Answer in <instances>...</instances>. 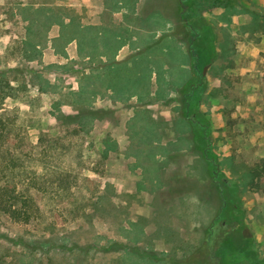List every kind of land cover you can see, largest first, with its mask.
Instances as JSON below:
<instances>
[{"label": "rangeland", "instance_id": "obj_1", "mask_svg": "<svg viewBox=\"0 0 264 264\" xmlns=\"http://www.w3.org/2000/svg\"><path fill=\"white\" fill-rule=\"evenodd\" d=\"M78 1L0 0V115L8 125L0 189L15 187L38 208L29 222L0 210V264H255L233 248L246 238L264 264V0H186L184 9V0H122L134 25H86L85 45L78 27L102 4H56ZM151 13L183 42L186 83L194 70L203 75L194 101L186 83L168 84L184 72L183 57L170 41L163 46L161 27L149 34ZM69 17L67 30L52 23ZM199 19L206 28L194 37L190 23L198 28ZM133 34L142 48L128 54L127 69L100 59ZM164 58L176 62L166 74ZM186 110L208 123L224 178L238 185V207L222 209L221 182L195 140L207 142ZM187 127L194 142L171 141ZM222 238L234 243L218 247Z\"/></svg>", "mask_w": 264, "mask_h": 264}, {"label": "trees", "instance_id": "obj_2", "mask_svg": "<svg viewBox=\"0 0 264 264\" xmlns=\"http://www.w3.org/2000/svg\"><path fill=\"white\" fill-rule=\"evenodd\" d=\"M197 3V2H196ZM184 6H182V8L184 9L186 4V0L183 1ZM205 2H200L194 5H198V7L203 8ZM190 18L188 19V22ZM204 21L203 19H199L200 22V27H196V25L194 23H190V25H193V36H197V37H201L202 34L205 31V25H204ZM203 75L194 70L193 73V78L191 79L190 82L186 83V86L184 87V91H185V96H191V100H192V95H196L199 91H201V86L203 84ZM2 92V89L0 90ZM183 91V92H184ZM4 96V94L0 93V98H2ZM189 98V100H190ZM194 101V99L192 100ZM191 101V102H192ZM190 102V103H191ZM186 106L189 105V101L185 100ZM185 115L186 117L191 121L192 125L194 126V132L196 134H198V138L199 139H203L207 142V145L205 144H200L196 141V145L198 146V148H200V150L202 151L204 158L206 160V162L208 163V167L210 170V173L212 175V177L221 182L219 185L221 187V194L223 196V204H222V209L223 207L227 206V204H232V206L238 207V203H237V190H238V185L232 181H230L228 178H224L225 175L224 173L221 171L220 169V164L219 161L217 160V158L215 157V155L212 152V136L210 134V127L208 125V123H206L205 121L202 120V118H192L188 116V112L187 110L185 111ZM8 128V125L5 121V119L0 115V141H2V139H4V137L6 136V129ZM15 163V161H14ZM259 166V165H257ZM259 175L260 173L257 172L256 168H253L251 170V185L253 188H259V182L255 181V177L256 175ZM224 178V179H223ZM227 192L229 193V196L227 197L226 194ZM31 196L29 195H22L20 192H17L15 187H9V186H3L0 189V210L2 212H4L5 214H7L8 216H10L12 219L16 220V221H23V222H29L35 214V211L38 209L36 207H34L32 204H30L29 202V198ZM221 212L218 213L216 218H221ZM212 230V228H210ZM235 228H232V231ZM229 234V233H228ZM226 243H234V241L231 242H227L226 238L221 240V242L218 244V247H220V245L224 246ZM236 245H233L234 249L236 252H241L244 255H246L247 257H251L254 258V260H256L257 263L255 264H262L263 260L259 259V253L257 250L254 249L253 247V239L252 238H246L244 241H241V243H239V245H237L238 243H235ZM229 245V244H228ZM232 246V245H231ZM224 252V251H223ZM219 254V253H218ZM219 256V255H217ZM216 258V257H215ZM221 258L218 259L217 264H219L221 262Z\"/></svg>", "mask_w": 264, "mask_h": 264}, {"label": "crops", "instance_id": "obj_3", "mask_svg": "<svg viewBox=\"0 0 264 264\" xmlns=\"http://www.w3.org/2000/svg\"><path fill=\"white\" fill-rule=\"evenodd\" d=\"M99 1H100V3L102 5H101L100 10L95 13L94 21H92V22H85V23L83 21H81V25H79V27H78L79 28L78 29L79 39L81 40V42L83 43V45H85L84 44L85 41H84V37H83V32L86 31V29H85V26L86 25L99 26V25H103V24L105 25L106 24V25L110 26L111 28L114 27V26H119V27H121V29H120L121 32L124 29L127 30L128 28H131L132 25H134V24L131 23V18L134 17V15H133V13L131 12L130 9L128 10L125 1L119 0L118 4H116L114 2V0H99ZM84 2H85V4H87V6L92 5L88 1H84ZM56 4L58 6H62L64 8H68V7L79 6L80 4H83V3H81V0H79L78 2H70V3L63 2V3H56ZM116 9H118V10H116ZM162 16L163 15H161L160 13H153V14L151 13V19H152V21H158V22H152L151 21L150 24L149 23H146L144 25V27L145 26H148L147 29H149L148 30L149 31V34L152 37H155V35L158 33V30H155L156 27H161L162 28L161 29L162 35H164V33H165L166 35H164V36L168 39L163 44V46L166 47V45H169V43H168L169 41L171 43H173V44L176 45L175 46L176 52L179 53L180 56L183 57V58H180L179 59V61H182V62H179V63H180L181 68L184 70V72L178 78V82H175V78L173 77V78H169V79H172L171 82H168V80H166V83L168 82V84H171L172 87H179V86L181 87L182 85H184L186 83L187 79L190 78L191 77V74H192L191 69H190V58H189V54L186 52V48L184 47L183 42L176 35H174L173 33H171V29L169 28L170 25H169V23H167V20L164 17H163V19H165V21L163 23H160L159 18L160 17L162 18ZM52 23H53V25L56 23V25H59V26L61 24H63V28H64L63 31H64V30H67V27L71 26V24H70L71 23V17L66 18L65 21H64V19L63 20H56V21H54ZM137 31H140V30L137 29ZM75 39H77V38H75ZM60 40H61V38H60ZM71 41H73V38L70 40V42ZM139 41H140L139 40V36L137 34H133L130 38H128L124 42L123 45H121L117 49V51L115 53L107 54V50L102 51L101 52V55H100L101 56L100 59L101 60H107L108 58H114L115 59L114 60L115 63H120L121 67L122 66L123 67L126 66V69H127L128 66L132 64V63L131 64L130 63H126L129 60V58H130V55H128V54L131 51H139V50H136V49H139V47L142 46L140 44L141 41L140 42ZM149 43H150V41H149ZM149 46H151V45H149ZM163 52H166V49H164ZM126 55H128L129 57L127 59H123ZM121 60H123V61H121ZM159 63L161 64V68L164 71V74H166V70H168V67H169L170 64L171 65L176 64L175 61H173L172 59H169V58H164L163 60H159ZM158 66L160 67V65H158ZM102 70H103V68H102ZM102 70H101V72H102ZM154 72L157 73L155 71V69H154ZM165 78L166 79L168 78L167 75H166ZM100 81H101V78H100ZM147 82L148 83L150 82V77L147 80ZM100 86H101V88H103V85L102 84ZM170 87H168V89ZM108 88L110 89V92L112 93L110 95H113V97H114L115 96L114 95V92H113L114 90L110 86ZM104 89H105V87H104ZM167 94H168V92H166V95ZM135 95H132V96H135ZM116 101H120V99H117ZM185 123L187 124V126L190 124L189 121H188V119H186V117L184 118L183 124H185ZM175 132H177V130L176 131H173L172 138L175 137L174 136L175 135ZM189 134H190V131H189V128L187 127L185 129V131H179L178 137L173 138V140H171V141L172 142H175L177 140V138H180V139L186 141L187 136H189ZM158 137L159 136L157 135L156 138H158ZM143 139H144V137H143ZM188 141L189 142H191V141L194 142V140L192 139V140H187L186 143H188ZM154 142H157V140H155ZM181 142H183V141H181ZM204 160H205V158H204ZM205 163H207L206 160H205ZM174 191H175V189H174ZM194 207L196 209V206L195 205H194ZM200 214H202V212ZM208 220H209V218H206L204 220V224L205 225L208 223Z\"/></svg>", "mask_w": 264, "mask_h": 264}, {"label": "water", "instance_id": "obj_4", "mask_svg": "<svg viewBox=\"0 0 264 264\" xmlns=\"http://www.w3.org/2000/svg\"><path fill=\"white\" fill-rule=\"evenodd\" d=\"M208 65L204 68V74L207 72Z\"/></svg>", "mask_w": 264, "mask_h": 264}, {"label": "flooded vegetation", "instance_id": "obj_5", "mask_svg": "<svg viewBox=\"0 0 264 264\" xmlns=\"http://www.w3.org/2000/svg\"><path fill=\"white\" fill-rule=\"evenodd\" d=\"M184 6V4H182Z\"/></svg>", "mask_w": 264, "mask_h": 264}]
</instances>
